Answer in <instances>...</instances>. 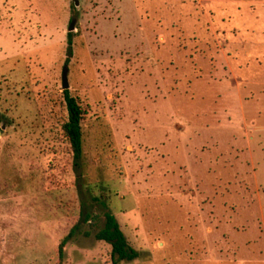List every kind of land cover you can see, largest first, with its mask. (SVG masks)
<instances>
[{"label": "rangeland", "instance_id": "374dc122", "mask_svg": "<svg viewBox=\"0 0 264 264\" xmlns=\"http://www.w3.org/2000/svg\"><path fill=\"white\" fill-rule=\"evenodd\" d=\"M257 1L0 0V264H112L106 213L120 264H264Z\"/></svg>", "mask_w": 264, "mask_h": 264}, {"label": "trees", "instance_id": "16d2710c", "mask_svg": "<svg viewBox=\"0 0 264 264\" xmlns=\"http://www.w3.org/2000/svg\"><path fill=\"white\" fill-rule=\"evenodd\" d=\"M71 37V33H68ZM70 44V40L68 39ZM63 98L67 110V120L62 124V132L67 139L73 154L74 166L77 168L80 165L83 156V127L82 120L84 118V109L78 102L77 98L69 93V90L63 91ZM90 216L86 214L85 220ZM105 225L98 230L94 237L98 241H103L110 245V261L112 264H120L132 262L139 257V253L133 249L120 228L116 217L111 213L105 215ZM77 227H73L68 234L61 240L58 247V255L60 260L63 257V250L70 238L73 237ZM89 233H86L88 235Z\"/></svg>", "mask_w": 264, "mask_h": 264}, {"label": "water", "instance_id": "95a60500", "mask_svg": "<svg viewBox=\"0 0 264 264\" xmlns=\"http://www.w3.org/2000/svg\"><path fill=\"white\" fill-rule=\"evenodd\" d=\"M73 28H74L73 22H71V24H70V26L68 28V31L69 32L72 31ZM67 71H68V69H67V67H65L63 69V73H62V89L63 90H68V88H69L68 78H67Z\"/></svg>", "mask_w": 264, "mask_h": 264}, {"label": "crops", "instance_id": "0c3cea01", "mask_svg": "<svg viewBox=\"0 0 264 264\" xmlns=\"http://www.w3.org/2000/svg\"><path fill=\"white\" fill-rule=\"evenodd\" d=\"M256 3V6H257V8L259 9L258 10V13L260 14V15H262V9H263V7H264V2H259V1H257V2H255ZM261 7H262V9H261ZM264 14V13H263ZM262 19L264 20V17H262Z\"/></svg>", "mask_w": 264, "mask_h": 264}]
</instances>
